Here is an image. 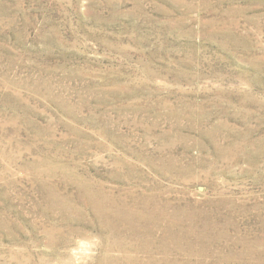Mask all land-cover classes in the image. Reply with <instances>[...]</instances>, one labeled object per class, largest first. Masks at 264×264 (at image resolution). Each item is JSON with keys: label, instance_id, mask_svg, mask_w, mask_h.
<instances>
[{"label": "rangeland", "instance_id": "obj_1", "mask_svg": "<svg viewBox=\"0 0 264 264\" xmlns=\"http://www.w3.org/2000/svg\"><path fill=\"white\" fill-rule=\"evenodd\" d=\"M0 264H264V0H0Z\"/></svg>", "mask_w": 264, "mask_h": 264}]
</instances>
